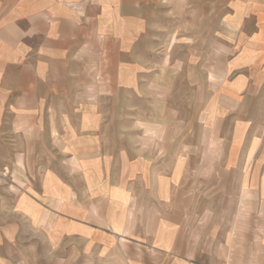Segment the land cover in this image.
Listing matches in <instances>:
<instances>
[{
    "label": "crops",
    "instance_id": "1",
    "mask_svg": "<svg viewBox=\"0 0 264 264\" xmlns=\"http://www.w3.org/2000/svg\"><path fill=\"white\" fill-rule=\"evenodd\" d=\"M3 244L264 264V0H0Z\"/></svg>",
    "mask_w": 264,
    "mask_h": 264
},
{
    "label": "rangeland",
    "instance_id": "2",
    "mask_svg": "<svg viewBox=\"0 0 264 264\" xmlns=\"http://www.w3.org/2000/svg\"><path fill=\"white\" fill-rule=\"evenodd\" d=\"M167 37H168V34H167ZM162 45H164V44H162ZM157 51H160L161 59L163 60L164 57L167 55V49L163 48V49H160V50H157ZM175 53H178V57L179 58H184L185 57L184 52L182 50H180V49L175 50ZM178 88H179V92L184 91V88H183L182 84H179ZM0 254L4 257L3 259H5L7 262L9 261L8 256L10 254V248H9L8 244H3V245L0 246ZM29 259L33 260V257H30Z\"/></svg>",
    "mask_w": 264,
    "mask_h": 264
}]
</instances>
